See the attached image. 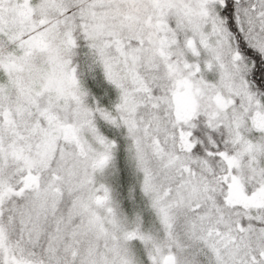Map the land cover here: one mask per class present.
Wrapping results in <instances>:
<instances>
[{
  "label": "snow or ice",
  "instance_id": "obj_1",
  "mask_svg": "<svg viewBox=\"0 0 264 264\" xmlns=\"http://www.w3.org/2000/svg\"><path fill=\"white\" fill-rule=\"evenodd\" d=\"M0 264H264V0H0Z\"/></svg>",
  "mask_w": 264,
  "mask_h": 264
}]
</instances>
